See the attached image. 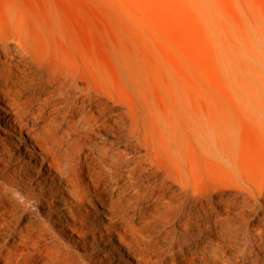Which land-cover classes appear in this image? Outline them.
Here are the masks:
<instances>
[{
  "label": "rangeland",
  "instance_id": "374dc122",
  "mask_svg": "<svg viewBox=\"0 0 264 264\" xmlns=\"http://www.w3.org/2000/svg\"><path fill=\"white\" fill-rule=\"evenodd\" d=\"M11 16L55 19L59 47L78 60L93 54L90 65L101 79L121 87L113 90L117 102L126 91L128 138L102 131L95 140L112 143V152L125 154L134 169L124 191L132 208L141 205L146 219L157 217L162 228L179 230L166 202L174 198L170 180L180 175L193 191L197 182L199 196L215 199L223 191L250 201L252 211L242 215L264 220V195L253 198L256 187H264V0H0V22ZM48 65L44 76L55 86ZM79 70L81 78L93 76L89 64ZM96 210L106 211L101 205ZM39 211L34 204L36 216ZM62 214L51 211L54 227L65 221ZM56 229L60 253L47 255L79 264L85 253L74 242L80 234ZM9 234L0 223V241ZM100 248L106 252L96 264H112L123 252L116 242ZM191 253L197 261L205 256L219 263L199 248Z\"/></svg>",
  "mask_w": 264,
  "mask_h": 264
},
{
  "label": "bare ground",
  "instance_id": "6f19581e",
  "mask_svg": "<svg viewBox=\"0 0 264 264\" xmlns=\"http://www.w3.org/2000/svg\"><path fill=\"white\" fill-rule=\"evenodd\" d=\"M62 41L52 18L0 22V223L11 232L0 241V264H60L47 255L60 253L57 227L80 234L74 242L85 253L79 264H96L106 242L123 248L112 264H217L190 258L193 247L218 264H264V220L242 215L252 211L246 199L223 191L215 199L199 196L197 182L193 191L179 175L169 182L174 198L166 202L179 230L162 228L157 217L146 219L141 205L132 208L124 191L134 169L125 154L112 152V143L95 140L102 131L128 138L126 91L117 102L113 90L121 87L101 79L90 65L94 55L78 60L59 47ZM49 63L55 86L44 76ZM88 64L93 76L81 78L79 67ZM256 190L255 200L264 187ZM34 204L43 210L37 216ZM53 209L67 213L56 228L48 219Z\"/></svg>",
  "mask_w": 264,
  "mask_h": 264
}]
</instances>
